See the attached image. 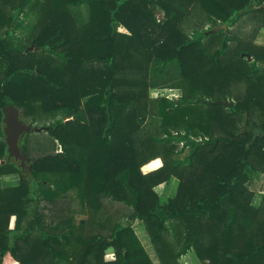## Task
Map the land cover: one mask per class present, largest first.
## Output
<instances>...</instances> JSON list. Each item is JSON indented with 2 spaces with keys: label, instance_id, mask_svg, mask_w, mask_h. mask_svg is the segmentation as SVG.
Returning a JSON list of instances; mask_svg holds the SVG:
<instances>
[{
  "label": "trees",
  "instance_id": "obj_1",
  "mask_svg": "<svg viewBox=\"0 0 264 264\" xmlns=\"http://www.w3.org/2000/svg\"><path fill=\"white\" fill-rule=\"evenodd\" d=\"M36 1L0 13L8 26L0 35V176L20 175L0 186V264H153L136 219L162 264H180L192 246L203 264H264V195L253 206L247 186L250 173H264V44L231 34L249 14L264 26V0H48L29 44H17L21 16ZM81 5L89 17L78 24L71 7ZM191 16L209 26L188 32ZM224 23L227 36L210 32ZM158 88L182 94L150 97ZM10 104L28 123L44 120L60 146L33 159L31 173L8 159L2 109ZM29 136L20 141L26 155ZM156 157L162 166L144 173ZM171 176L177 194L162 203ZM71 189L91 216L101 197L130 212L116 219L102 211V233L73 216L47 221L41 203Z\"/></svg>",
  "mask_w": 264,
  "mask_h": 264
},
{
  "label": "rangeland",
  "instance_id": "obj_2",
  "mask_svg": "<svg viewBox=\"0 0 264 264\" xmlns=\"http://www.w3.org/2000/svg\"><path fill=\"white\" fill-rule=\"evenodd\" d=\"M48 0H40L33 2L26 8L24 14H22V19L24 20L23 26L16 31L18 36L17 44H29L28 37L30 33L34 32L35 26L38 22V19L41 15L42 8L44 4L47 3ZM18 0H0V13L4 16H8L13 12V5H15ZM71 10L74 14L75 21L78 24L86 21L89 17V8L87 5L81 6H73ZM198 17L191 16L187 18L184 23V29L188 32H191V28L193 26L197 27H208L209 24L207 21L203 20V22L194 23L193 21H198ZM8 26L6 24L0 23V35L4 34ZM231 34L236 38H241L246 41H254L256 44H264V26H261L259 20L254 14H249L242 17L235 26L231 27ZM232 47L234 43L231 44ZM182 94L180 89L177 90H160V89H150L149 96L152 98L158 97H168V98H176ZM66 118V117H65ZM28 123V121H25ZM35 125L43 126L44 120L38 119ZM242 129H245V124H242ZM264 132V131H262ZM26 135H30L27 138V148H28V164L37 157L43 156L48 153L58 152L60 151V146L57 141L54 140L45 130L40 132H30L26 133L21 138V143L25 141ZM16 161V160H15ZM19 163V161H16ZM24 173L27 174V171ZM20 175L19 173H9L0 176V186H9L14 185L19 181ZM247 186L250 191L254 192V200L253 206H258L264 195V173L263 172H254L250 173V179L247 181ZM101 207L99 211H97L94 216H91L92 212L90 207L87 204H82L76 195V190L71 189L66 192L65 197H61L55 203H47L43 202L42 207H44L43 211L45 213L46 220H54L57 221L62 219L63 217L73 216L74 221L79 223L80 221H84L85 224L89 225V229L91 232H101L102 228V211L105 213H113L116 219H122L124 215L129 214V210H127L126 206L123 203H117L115 201H111L108 198L100 199ZM14 218L11 219L10 224L13 226ZM138 231L139 227L137 228ZM113 249V248H112ZM110 254L108 250L106 252V258ZM114 257V256H113Z\"/></svg>",
  "mask_w": 264,
  "mask_h": 264
},
{
  "label": "crops",
  "instance_id": "obj_3",
  "mask_svg": "<svg viewBox=\"0 0 264 264\" xmlns=\"http://www.w3.org/2000/svg\"><path fill=\"white\" fill-rule=\"evenodd\" d=\"M119 31L128 33V30L124 26L119 27ZM160 90H177L173 88H158ZM163 160L160 157H156L146 164L142 166V171L144 173L152 171L154 169L159 168L162 166ZM179 179L176 176H171L170 179L162 186L161 194H160V200L162 203L168 202L170 198H173L177 194L178 186H179ZM133 229L138 236L139 240L141 241L143 247L145 248L148 256L150 257V260L153 264H162L160 260V256L158 254L157 249L155 248V245L152 243V240L150 238V235L145 227V224L142 220L136 219L132 222ZM139 227V230L137 228ZM166 242L170 243L172 242L175 244L174 246L178 249L179 245L177 241L174 239L173 233L168 232ZM108 253L110 256L108 259H113L114 256V250L112 248L108 249ZM178 261L180 264H203L201 259L198 257L195 248L192 246L190 249L187 250L186 253L182 254Z\"/></svg>",
  "mask_w": 264,
  "mask_h": 264
},
{
  "label": "water",
  "instance_id": "obj_4",
  "mask_svg": "<svg viewBox=\"0 0 264 264\" xmlns=\"http://www.w3.org/2000/svg\"><path fill=\"white\" fill-rule=\"evenodd\" d=\"M227 29L228 25L225 23L221 25L214 24L212 29H210V32L214 33L218 30H223L225 32V35L227 36ZM212 103L231 105L232 101H230L229 99H217L212 101ZM2 112V121L4 123V135L7 144L8 159L19 161V166L22 168V170L31 173L33 164H28V156L22 151L20 147V139L26 133L40 132L44 129H48V126H38L33 123H26L21 118L19 108L14 104L5 106L2 109ZM132 222L133 220H131V223Z\"/></svg>",
  "mask_w": 264,
  "mask_h": 264
}]
</instances>
